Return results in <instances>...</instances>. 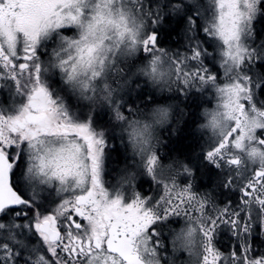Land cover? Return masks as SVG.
<instances>
[{"label":"snow or ice","instance_id":"obj_1","mask_svg":"<svg viewBox=\"0 0 264 264\" xmlns=\"http://www.w3.org/2000/svg\"><path fill=\"white\" fill-rule=\"evenodd\" d=\"M0 264H264V0H0Z\"/></svg>","mask_w":264,"mask_h":264},{"label":"trees","instance_id":"obj_2","mask_svg":"<svg viewBox=\"0 0 264 264\" xmlns=\"http://www.w3.org/2000/svg\"><path fill=\"white\" fill-rule=\"evenodd\" d=\"M180 135H181V138H182V137H183V135H184V133L182 132Z\"/></svg>","mask_w":264,"mask_h":264}]
</instances>
